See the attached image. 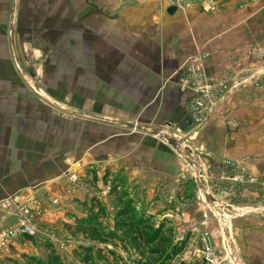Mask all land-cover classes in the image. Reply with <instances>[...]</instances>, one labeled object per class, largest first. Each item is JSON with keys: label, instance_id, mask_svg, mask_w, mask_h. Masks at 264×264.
Wrapping results in <instances>:
<instances>
[{"label": "crops", "instance_id": "1", "mask_svg": "<svg viewBox=\"0 0 264 264\" xmlns=\"http://www.w3.org/2000/svg\"><path fill=\"white\" fill-rule=\"evenodd\" d=\"M214 1L216 9L205 11L171 0H19V41L30 60L42 56L43 85L32 79L34 69L22 74L17 57V71L0 58V227L14 220L4 205L12 197L39 201L44 224L72 225L84 216L68 213L78 206L88 213L92 205L83 202L109 195L118 174L122 190L173 219L177 211L194 229L211 223L199 190L235 209L232 198L260 195L264 94L240 86L264 68L257 53L264 49V0ZM8 3L0 0V21ZM3 45L4 30L0 51ZM200 49L210 54L205 73L229 91L193 128L191 94L178 81ZM120 123L167 131L192 152L188 157L160 136ZM71 173L80 182L74 190ZM44 250L22 239L0 251V261L43 258Z\"/></svg>", "mask_w": 264, "mask_h": 264}, {"label": "rangeland", "instance_id": "2", "mask_svg": "<svg viewBox=\"0 0 264 264\" xmlns=\"http://www.w3.org/2000/svg\"><path fill=\"white\" fill-rule=\"evenodd\" d=\"M8 2V16L5 20L0 21V34L2 30H4V45L0 51V58L7 57L10 66H13L11 65L12 61L17 57L24 67L22 68L18 59L15 58V63L18 65L22 74L28 77V70L30 68L34 69L35 77L32 79L35 80L37 85H43L41 84L42 76L40 67L43 64L42 56L39 54V57L35 58V55H32V59L30 60L27 53L28 50H24L19 41V0H8ZM27 37L28 35L26 34V39ZM26 43L29 45L28 40ZM13 68L17 71V68L14 66ZM260 69L261 70L256 71L255 74L247 79L245 83L252 80L249 84H242L240 86H245L240 90L245 89L247 94H264V68ZM30 86L35 88V90H41L31 83ZM227 91H229V89L225 90L223 93L226 94ZM193 128H195V126H193ZM162 134L175 138L178 145L181 143L179 142L180 137L172 136L167 131H163ZM194 138L196 139L197 136L194 135ZM187 140L191 142V139L188 138ZM188 146H190L192 150L193 148L195 151L197 150V153H200L193 144H188ZM184 149L186 150L187 148ZM181 152L184 153L183 151ZM191 152L192 151L189 153ZM108 173L109 171H105V174L102 176L107 177ZM113 179L116 185L112 182L110 184V189L116 186L114 190H122V186L118 187V182L121 181L120 175L118 174L116 177H113ZM126 192L128 197L133 200V206L138 218L144 216L150 219L147 223L144 222L142 225L134 227H117L115 216L117 215V211L123 207V203L116 195L115 191H113V193L111 192V194L109 193L107 196L106 194H100L101 196L98 199L99 205L93 203V205H95L93 207V212H98V206L102 209L101 215L95 221L97 236H92L90 232L87 234H74L61 225V223H59V225L42 223V225L47 227L59 241L63 242V247H58V245H54L53 243L51 246L58 252L64 264H81L75 254L79 246L89 247L92 250L93 261L96 264H157L159 261L167 264H240V261L242 264H264L263 186L259 196H237L232 198L230 203L235 204L234 206L237 207V209L221 204V202L217 201L218 198L215 197H212L214 200L212 199L211 202H209L205 197L207 191L202 189L201 191L199 190L198 198L201 211L205 210L210 215L211 223H208L207 226L204 224L200 226L197 225L195 229L192 224H190V220L188 218H182V216L180 217L177 211L171 209L174 211L173 216L178 215L176 217H179L173 219L170 215H165L167 213L165 212L166 210L162 212L161 209H157L158 211L154 208L149 209L148 205L144 201H141L139 195L129 191ZM214 201L218 204L214 205ZM83 203L89 208L92 205V200ZM230 203L229 205H231ZM241 214L244 215L233 218L235 215ZM68 215L84 216L81 218H85L88 213L85 212L82 207L80 208L78 206V208L75 207L74 211L68 213ZM220 216L224 219L220 218ZM125 218L131 221L129 216H125ZM68 219L73 220L71 217H68ZM92 228L94 227L91 226V229ZM126 229L128 231L124 232ZM155 230H160L162 238L165 239V244L163 246L164 252L161 254L155 253L154 249L156 245H147L143 243V236H146V234L149 236L148 232H153ZM205 235H208L210 246L213 247L215 252V258L212 262L203 258V249L199 242V238ZM34 244L46 245L48 243H44L39 239H34L33 245ZM15 258V260L20 263L25 262L20 255H17ZM1 262L2 264H10L9 261L5 259H3V261L1 260Z\"/></svg>", "mask_w": 264, "mask_h": 264}, {"label": "built area", "instance_id": "3", "mask_svg": "<svg viewBox=\"0 0 264 264\" xmlns=\"http://www.w3.org/2000/svg\"><path fill=\"white\" fill-rule=\"evenodd\" d=\"M172 4L179 8H185L192 3L198 4L205 11H213L217 5L214 0H171ZM257 53L264 57V49L257 50ZM210 54L205 50H197L188 60L185 75L178 81V86L182 91L191 94L186 113L192 126L199 128L206 121L213 107L222 99L224 84L215 82L204 70V63ZM246 81V80H245ZM252 81V80H250ZM240 83V82H239ZM237 83V84H239ZM242 83V82H241ZM197 176L195 181H199ZM70 189L74 190L80 184L77 176L71 173L68 177ZM57 202L56 199L52 200ZM4 205L10 207L13 215V222L7 226L0 227V251L9 248L14 242L22 239L41 240L44 243L63 247V242L44 225L41 217L43 213L42 204L37 200L20 202L16 197L4 201ZM208 235L199 238L203 249V258L212 262L215 252L208 239ZM55 242V243H54ZM0 264L2 262L0 261Z\"/></svg>", "mask_w": 264, "mask_h": 264}, {"label": "trees", "instance_id": "4", "mask_svg": "<svg viewBox=\"0 0 264 264\" xmlns=\"http://www.w3.org/2000/svg\"><path fill=\"white\" fill-rule=\"evenodd\" d=\"M115 188L116 186H113V188L110 189L109 193L111 194V192L113 193V191H115L116 195L120 198V200L123 203V207L117 211V215L115 216L116 226L125 228L128 226H132V227L137 225L139 226L142 225L144 222L147 223V221L150 220L148 217L143 216L142 218H138V215L136 214V211L133 206V200L132 198L128 197L126 190H114ZM93 203L95 205H99V202L96 200H94ZM95 205L91 206L90 209L87 210L88 215L85 218L77 219L76 223L72 225H68L65 228L74 234L77 233L87 234L90 232L92 236H97V228L95 226V221L101 215L102 209L100 208V206H98L99 207L98 212H93V207ZM125 216H129L131 218V221L127 220ZM91 226H93L94 228L91 229ZM127 231H128L127 229L124 230V232ZM148 233L149 236H147V234L146 236H143L144 237L143 243L147 245L154 244L156 245V248L154 249L155 253H159V254L163 253L164 252L163 246L165 244V239L162 238L160 230H155L153 232H148ZM44 247L46 254L45 257L43 258L28 254H22V259L25 261L24 263H20L17 260H13L11 258H7V261H9L10 264H64L60 255L58 254V252L55 251V249H53L51 244H46V245L44 244ZM75 254L78 257L81 264H96L93 261L92 250L89 247L79 246L76 249ZM157 264H167V263H162L161 261H159V263Z\"/></svg>", "mask_w": 264, "mask_h": 264}, {"label": "water", "instance_id": "5", "mask_svg": "<svg viewBox=\"0 0 264 264\" xmlns=\"http://www.w3.org/2000/svg\"><path fill=\"white\" fill-rule=\"evenodd\" d=\"M169 10H170V8H169ZM118 126H122L124 128L130 129V130H139V131L149 132V133L154 134V135H158L161 138H163L164 140H166L169 144H171L172 146L177 148L176 144H174V142H171L172 140L170 141V139H172V138L162 134L161 131L159 129H157V128H152L150 126L141 125V124H137V123H120V124H118ZM177 149H179V148H177ZM205 195H207V196H205L206 200L211 202V200L213 199L212 196L209 195V194H205Z\"/></svg>", "mask_w": 264, "mask_h": 264}, {"label": "bare ground", "instance_id": "6", "mask_svg": "<svg viewBox=\"0 0 264 264\" xmlns=\"http://www.w3.org/2000/svg\"><path fill=\"white\" fill-rule=\"evenodd\" d=\"M167 136V135H166ZM169 137V136H168ZM170 138H172V137H170ZM174 139V140H173ZM172 140V141H171ZM170 141L171 142H174V144H176V147L177 148H179L181 151H183L184 152V154L186 155V156H190V154L188 153V150H185L184 148H182V147H179V145H178V143H177V140L175 139V138H172V139H170ZM207 196V195H206ZM220 209V208H219ZM220 211H221V209H220ZM219 212V211H218ZM222 214V213H221ZM220 218H223L222 216H220ZM224 219V218H223Z\"/></svg>", "mask_w": 264, "mask_h": 264}]
</instances>
